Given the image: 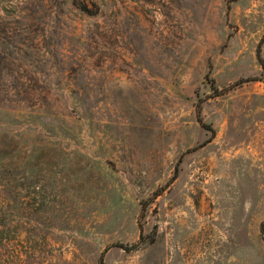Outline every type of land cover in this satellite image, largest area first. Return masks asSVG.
I'll return each mask as SVG.
<instances>
[{"label":"rangeland","instance_id":"obj_1","mask_svg":"<svg viewBox=\"0 0 264 264\" xmlns=\"http://www.w3.org/2000/svg\"><path fill=\"white\" fill-rule=\"evenodd\" d=\"M262 66L264 0H0V264H264Z\"/></svg>","mask_w":264,"mask_h":264},{"label":"trees","instance_id":"obj_2","mask_svg":"<svg viewBox=\"0 0 264 264\" xmlns=\"http://www.w3.org/2000/svg\"><path fill=\"white\" fill-rule=\"evenodd\" d=\"M262 67L264 68V66H262ZM213 89H214L215 93H218L217 95H220L219 94L220 92H216L217 91L216 88H213ZM204 127H206V129L209 130L213 134V129L210 126H208V125L205 126L204 125Z\"/></svg>","mask_w":264,"mask_h":264}]
</instances>
